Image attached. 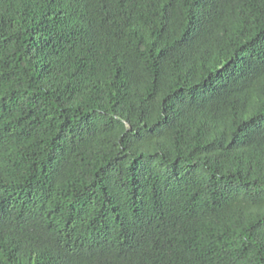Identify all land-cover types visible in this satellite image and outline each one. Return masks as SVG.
<instances>
[{"label": "trees", "instance_id": "trees-1", "mask_svg": "<svg viewBox=\"0 0 264 264\" xmlns=\"http://www.w3.org/2000/svg\"><path fill=\"white\" fill-rule=\"evenodd\" d=\"M0 264H264V0H0Z\"/></svg>", "mask_w": 264, "mask_h": 264}]
</instances>
